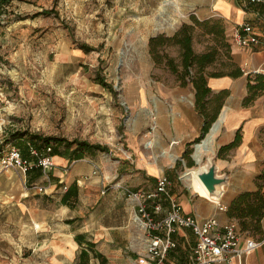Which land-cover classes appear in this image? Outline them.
Here are the masks:
<instances>
[{"label": "rangeland", "instance_id": "374dc122", "mask_svg": "<svg viewBox=\"0 0 264 264\" xmlns=\"http://www.w3.org/2000/svg\"><path fill=\"white\" fill-rule=\"evenodd\" d=\"M194 2L5 0L1 6L3 16H0V145L3 150L38 134L107 147L108 152L91 153L99 157L102 167H113L120 158L122 162L135 161L133 142L141 137L151 118L147 117L149 103L146 109L133 103L134 92L139 84L150 91L178 82L167 60L172 58L180 64L179 48H164L162 63L156 64L150 54V39L172 37L184 24H192V17L197 18L192 11ZM46 10L53 13L43 15ZM198 20H213L223 27L222 42L229 45H218L217 60L208 72L228 74L235 66L240 67L233 51L236 44L229 21L221 15ZM215 44L203 27L196 28L193 47L197 54ZM83 45L94 50L85 52ZM262 97L247 105L243 101L242 105L250 108ZM232 105H239V101H233ZM261 141L264 151V128ZM75 148L73 145L69 152ZM66 149L67 145L60 147L61 151ZM226 153L219 158L223 160ZM89 157L86 154L81 162ZM191 160L186 159L187 164ZM160 164L167 166L169 161ZM181 165L182 174L186 168H180ZM198 166L194 163L188 169ZM260 167L253 180L231 179L224 201L236 193L238 196L256 191L264 159ZM66 168L70 170L72 164ZM101 170L102 181L97 185L88 175L79 177L82 183L76 184L81 189V200L76 205L71 200L74 208H68L61 201L65 190L60 188L61 184L55 187L45 182L46 192H39L29 177L14 169L0 168V264H98L90 260L91 255L90 258L80 256L74 239L77 234H88L86 223L93 217L97 204H103V210L97 215L104 216L105 225H116L123 217L128 222L127 237L118 244L125 252H105L109 258L106 264H136L131 255L142 254L144 232L138 227L136 216L137 224L133 221L131 198L118 187L121 180L112 179L111 175L106 179L104 167ZM115 171L116 168L114 175ZM166 173L169 176V170ZM64 179L63 184L72 185L69 177ZM51 181H54L52 175ZM183 185L189 187L184 180ZM235 189L245 190L235 193ZM71 220L74 223H69Z\"/></svg>", "mask_w": 264, "mask_h": 264}, {"label": "crops", "instance_id": "0c3cea01", "mask_svg": "<svg viewBox=\"0 0 264 264\" xmlns=\"http://www.w3.org/2000/svg\"><path fill=\"white\" fill-rule=\"evenodd\" d=\"M192 11L195 12L198 19H207L214 15L223 16L231 24V31L236 25L244 22L255 25L259 33L264 30V7L253 6L248 0H195ZM233 51L240 62L244 75L239 78L208 79V87L213 94L228 91L223 106L226 119H222L219 124V131L214 137V152H220L223 146L231 144L237 134L241 137L239 144L229 150L223 160L220 158L217 160L220 172L229 175V184L233 178L241 177L253 180L259 173L261 160L264 159V151L261 149V130L264 128V97L255 101L254 106L250 108L242 105L248 94V75L257 72L264 73V41L246 48L235 45ZM134 98L136 99L133 103H137L142 109H146V105L150 104L147 117H150L151 121L147 123L146 128H143L145 131L141 133V137L133 142L136 160L129 163L127 160L122 162V158H120L116 160L117 165L113 167L111 165L103 166L105 178L109 179V175L113 176L112 179L119 178L121 185L118 187L123 189L124 194H126L125 190L129 187L128 185L133 188L134 192H149L155 189L157 179L160 176H168L166 171L169 170L168 177L172 182L171 193L178 199L185 214L199 220L217 218L222 224L232 221L227 211L220 210V206L228 207L237 196L236 192L245 189L237 191L235 189V195L228 197L226 201L223 198L221 202H216L200 196L189 188V185V187L183 185L182 174L184 172L181 174L179 164L182 163L180 168H186V170L190 163H193L194 166L193 147L195 143L202 140L204 127V118L195 107V91L192 85L182 86L179 82H171L169 86L161 85L155 90L148 91L139 84L136 92H134ZM235 100L239 101V105H232ZM165 150L169 151V158L163 154ZM60 152L59 155L54 156L56 168L52 172L54 181H51L50 186L56 187L61 184L60 188H65L62 197L71 186L63 184L66 176L72 180V184L82 183L79 177L83 175L90 176L95 185L102 181L99 174L103 167L97 155L90 154L91 157L86 158L85 162H81L82 159L72 160L71 152L67 153L66 150H60ZM189 158L192 159V162L187 164L186 159L189 160ZM165 160L169 161V164L167 166L161 165L160 162ZM89 161L99 166L98 175H93V167ZM71 164L72 168L67 170L66 167L71 166ZM114 168H116L115 175L113 174ZM124 175L130 178H124ZM41 177L42 175L33 183L40 181ZM80 193L81 189L78 186V200H81ZM131 201L134 221L137 202L132 198ZM70 203L72 202L70 201ZM73 204L75 203L73 202ZM73 204L65 206L74 208L72 207ZM166 207L165 204V209ZM103 208V204H97L93 208V217L86 223L88 234L81 233L74 236L81 253L85 250L88 252L87 257L90 258L91 255L90 260L98 264L100 261L103 264L108 263L109 258L105 252H125L118 244L121 239L127 237L126 226L128 222L126 217H123L119 223L116 222V225L107 226L104 216H98ZM126 211L131 212L129 209ZM69 223H74V220ZM138 227L140 228V226ZM80 235L85 237L83 243L76 239ZM256 239L261 242V245L247 256L245 264H264V219L262 221V234ZM175 240L177 248L169 253L165 264H188L189 256L195 246L194 235L189 230H181L175 235ZM89 242L95 244L94 249L101 255L100 258H96L93 251L88 249L87 243ZM142 242V254L131 255L132 258H135L136 264L146 263V256L144 255L146 251L145 232Z\"/></svg>", "mask_w": 264, "mask_h": 264}, {"label": "built area", "instance_id": "2783aa9c", "mask_svg": "<svg viewBox=\"0 0 264 264\" xmlns=\"http://www.w3.org/2000/svg\"><path fill=\"white\" fill-rule=\"evenodd\" d=\"M248 2L264 7V0ZM2 11L0 7V16H3ZM231 34L239 47H251L264 41V30L259 33L256 26L249 22L236 25ZM25 143L30 158H26L17 146H12L0 152V168L17 170L25 178L33 170H41L40 181L31 185L39 192H46L47 187L43 184L47 182L50 185L56 168L53 148L38 149L28 139ZM89 162L93 175H98L99 166ZM171 187V180L163 175L157 179L155 189L149 192L125 190L137 202L135 216L146 237L145 264H165L169 253L177 248L175 235L181 230L191 231L196 240L188 264H245L247 256L261 245L260 241L242 234L234 221L222 224L217 218L199 220L185 214L182 205L171 193ZM220 210L227 211V206L221 205Z\"/></svg>", "mask_w": 264, "mask_h": 264}, {"label": "trees", "instance_id": "16d2710c", "mask_svg": "<svg viewBox=\"0 0 264 264\" xmlns=\"http://www.w3.org/2000/svg\"><path fill=\"white\" fill-rule=\"evenodd\" d=\"M5 0H0V7ZM52 10L43 11V15H51ZM192 24H184L172 37L159 36L150 39L149 47L150 54L156 64L162 63V50L166 47L176 46L179 48L180 64H176L175 60L169 58L167 65L171 72L177 76L178 82L182 86L192 85L195 91V107L197 111L204 118L203 134L208 133L211 125L217 120L224 102L228 96V91H221L218 94H213L212 90L208 87L209 78H221L231 77L239 78L244 75L241 67L235 66V68L228 74L224 72L209 73L208 69L216 62L219 54L218 45L222 43V46H229L223 44L224 29L218 26V23H214L213 20L199 21L197 18L192 17ZM213 22V24H212ZM211 24V26H210ZM217 24V25H215ZM203 27L206 34L213 37L215 45L211 46L207 51L197 54L194 50V34L196 28ZM82 49L85 52H91L94 49L90 46L83 45ZM104 85V82H100ZM106 85V84H105ZM110 87V86H109ZM112 91L113 87H110ZM247 97L245 98V104L253 102L257 97L264 95V73H254L248 75L247 85ZM17 135H13V139H17ZM36 148L43 149L49 146H53L52 156L59 155L60 147L67 145V153L69 149L76 145V148L72 150V160H81L86 154H91L94 151L108 152L107 147L90 144L85 141H73L68 142L65 139H58L54 137H42L38 134H33L28 139ZM241 141L240 135L237 134L235 140L220 149L219 156L222 153L228 152L235 148ZM17 147L22 151L26 158H30L29 150L26 146L25 140L18 142ZM3 151L2 145H0V152ZM193 163L189 164L192 167ZM41 170H33L30 175V183L40 178ZM32 179V180H31ZM259 182L258 189L256 191H247L239 194L227 207V213L229 218L236 222L239 230L242 234L256 239L257 236L262 234V221L264 219V170L261 175L257 177ZM74 200L75 204L78 203V185L72 184L62 197V203L64 205H70V201ZM77 241L83 243L85 237L83 235L76 237ZM258 240V239H256ZM88 249L93 251L96 258H100L101 255L95 251V244L87 243ZM88 252L82 251L81 257H87Z\"/></svg>", "mask_w": 264, "mask_h": 264}, {"label": "water", "instance_id": "95a60500", "mask_svg": "<svg viewBox=\"0 0 264 264\" xmlns=\"http://www.w3.org/2000/svg\"><path fill=\"white\" fill-rule=\"evenodd\" d=\"M225 109L220 112L217 120L212 124V127L215 124H220L223 119ZM212 127L210 128L209 133H211ZM208 134H203V138L200 142L195 143L193 147L194 153L196 152L197 146L204 143L208 138ZM219 158V152H213L212 155L207 156L205 162L202 165H199L194 171V175L203 186L210 199L216 202H221L226 193V187L229 185V175L226 173L220 172V167L217 163ZM195 163L198 165V162L195 160Z\"/></svg>", "mask_w": 264, "mask_h": 264}, {"label": "bare ground", "instance_id": "6f19581e", "mask_svg": "<svg viewBox=\"0 0 264 264\" xmlns=\"http://www.w3.org/2000/svg\"><path fill=\"white\" fill-rule=\"evenodd\" d=\"M225 116L223 120H225ZM228 120V119H227ZM219 131V125L215 124L212 127L211 133L208 135V138L201 145L197 146L196 152L193 154L194 159L198 162L199 165L203 164L204 158L207 155H212L214 152V137ZM149 144V143H148ZM166 157L169 158V151L165 150L163 153ZM197 169V168H196ZM196 169H187L183 174V179L188 183L190 188L198 193L200 196L211 200L203 186L199 183L197 178L194 175Z\"/></svg>", "mask_w": 264, "mask_h": 264}]
</instances>
